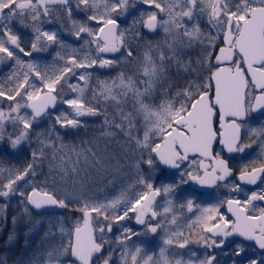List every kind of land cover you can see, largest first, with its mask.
Here are the masks:
<instances>
[{"label":"snow or ice","instance_id":"snow-or-ice-1","mask_svg":"<svg viewBox=\"0 0 264 264\" xmlns=\"http://www.w3.org/2000/svg\"><path fill=\"white\" fill-rule=\"evenodd\" d=\"M0 264H264V0H0Z\"/></svg>","mask_w":264,"mask_h":264},{"label":"rangeland","instance_id":"rangeland-1","mask_svg":"<svg viewBox=\"0 0 264 264\" xmlns=\"http://www.w3.org/2000/svg\"><path fill=\"white\" fill-rule=\"evenodd\" d=\"M92 135V133H91V131L89 132V136H91Z\"/></svg>","mask_w":264,"mask_h":264}]
</instances>
